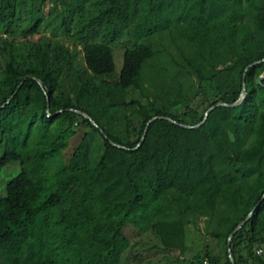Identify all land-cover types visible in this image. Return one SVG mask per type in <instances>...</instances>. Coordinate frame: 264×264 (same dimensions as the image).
Segmentation results:
<instances>
[{"label": "trees", "instance_id": "trees-1", "mask_svg": "<svg viewBox=\"0 0 264 264\" xmlns=\"http://www.w3.org/2000/svg\"><path fill=\"white\" fill-rule=\"evenodd\" d=\"M47 3L0 0V264H141L173 252L158 221L200 218L189 264H264V0H54L45 35Z\"/></svg>", "mask_w": 264, "mask_h": 264}, {"label": "rangeland", "instance_id": "rangeland-1", "mask_svg": "<svg viewBox=\"0 0 264 264\" xmlns=\"http://www.w3.org/2000/svg\"><path fill=\"white\" fill-rule=\"evenodd\" d=\"M53 6L54 0H48L47 7L44 11L45 18L39 29L40 34L49 35L48 30L51 28L50 21L53 16ZM121 44L123 45V43H119L117 46H113L115 70L110 78L112 80H117L121 70L123 55V50L120 48L122 47ZM126 98L127 100H143L140 93L135 90L128 91ZM129 162V156L113 151L110 154L106 168L89 181V186L92 189H96L116 177H122ZM17 171V164H11L9 167L0 168V197L4 195L6 181L9 177L15 175ZM157 229L167 246L173 249V252L163 254L156 252L151 255H146L145 258L147 262L141 264H189V261H191L195 254L202 250L204 246L211 245L214 247V242L205 234L203 218L158 221ZM129 236L135 246L132 254L135 253L136 250L144 248L143 238L134 237L133 233H130Z\"/></svg>", "mask_w": 264, "mask_h": 264}, {"label": "water", "instance_id": "water-1", "mask_svg": "<svg viewBox=\"0 0 264 264\" xmlns=\"http://www.w3.org/2000/svg\"><path fill=\"white\" fill-rule=\"evenodd\" d=\"M261 61H264V59H262V60H260V61H258V62H255L254 64H258V63H260ZM263 79H264V74L260 75V77H259V79H258V83L261 84V81H262ZM244 97H245V89L243 88V89H242V92H241V94H240L239 99H238L236 102H234L233 104L228 105V104H225V103H217L215 106L210 107V108L205 112V114H204V118H203V120H202L201 123L197 124L196 126L181 125V124H180V126H181V127H184V128H187V129H192V128H195V127H197V126H200V125L205 121V119L207 118L209 112H210L211 110H213L214 108L219 107V106H222V107L238 106V105H240V104L242 103ZM11 98H12V97H11ZM11 98H10V99H11ZM10 99H9L6 103H8V102L10 101ZM71 111L76 112V113H78V114H81L82 116H84L85 119L90 120V118H89L86 114H84V113H81V112H79V111H77V110H71ZM156 119H157L156 117H155V118H152V119L148 122V124L151 123L152 121L156 120ZM160 119H163V118L160 117ZM174 123H175V122H174ZM92 124H93L94 126H96L95 123L92 122ZM145 132H146V129L144 130V134H143V136H142V138H141V141H140V143L138 144V146H140L141 142L143 141V138H144ZM113 146H115V147L118 148V149H124L123 147H121V146H119V145H115V144H113ZM138 146H137V147H138ZM137 147H136V148H137ZM136 148H134V149H136ZM263 197H264V196H263ZM257 207H258V206H256V207H255V208H254V209H253V210L247 215V217L235 227V229H234V230L232 231V233L229 235V237H228V239H227V245H228V246H229V244H230V241H231V238L233 237V235H234L237 231H239V230L242 228V226H243V225H244V224H245V223H246V222H247V221L253 216L255 210L257 209ZM228 256H229L230 262H231L232 264H234L233 258H232V256H231V254H230L229 251H228Z\"/></svg>", "mask_w": 264, "mask_h": 264}]
</instances>
